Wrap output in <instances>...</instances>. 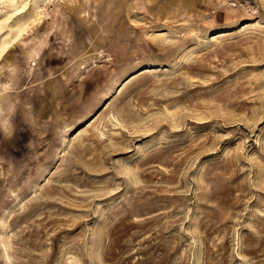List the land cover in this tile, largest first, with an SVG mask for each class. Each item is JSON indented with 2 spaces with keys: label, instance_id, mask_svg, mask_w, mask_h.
I'll return each instance as SVG.
<instances>
[{
  "label": "rangeland",
  "instance_id": "374dc122",
  "mask_svg": "<svg viewBox=\"0 0 264 264\" xmlns=\"http://www.w3.org/2000/svg\"><path fill=\"white\" fill-rule=\"evenodd\" d=\"M0 21V264H264V0Z\"/></svg>",
  "mask_w": 264,
  "mask_h": 264
},
{
  "label": "bare ground",
  "instance_id": "6f19581e",
  "mask_svg": "<svg viewBox=\"0 0 264 264\" xmlns=\"http://www.w3.org/2000/svg\"><path fill=\"white\" fill-rule=\"evenodd\" d=\"M19 24H20V21H17L16 24H14V26H12L11 28L10 27L8 28L7 34L3 35L2 30L3 28H6V26H3L4 25L3 21L2 23H0V36H2L0 37V58L3 55H5V52L7 51V49L11 47L10 44L16 42L21 37L23 27L20 26Z\"/></svg>",
  "mask_w": 264,
  "mask_h": 264
},
{
  "label": "built area",
  "instance_id": "2783aa9c",
  "mask_svg": "<svg viewBox=\"0 0 264 264\" xmlns=\"http://www.w3.org/2000/svg\"><path fill=\"white\" fill-rule=\"evenodd\" d=\"M234 5H236V4H234Z\"/></svg>",
  "mask_w": 264,
  "mask_h": 264
},
{
  "label": "clouds",
  "instance_id": "9594fccd",
  "mask_svg": "<svg viewBox=\"0 0 264 264\" xmlns=\"http://www.w3.org/2000/svg\"><path fill=\"white\" fill-rule=\"evenodd\" d=\"M0 130H2V129H0Z\"/></svg>",
  "mask_w": 264,
  "mask_h": 264
}]
</instances>
